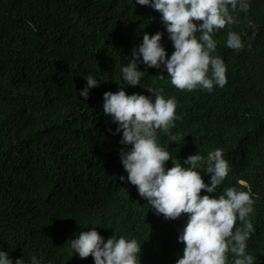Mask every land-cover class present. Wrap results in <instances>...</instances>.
<instances>
[{
	"label": "trees",
	"instance_id": "obj_1",
	"mask_svg": "<svg viewBox=\"0 0 264 264\" xmlns=\"http://www.w3.org/2000/svg\"><path fill=\"white\" fill-rule=\"evenodd\" d=\"M249 5L214 33L213 55L227 66L223 87L179 89L166 70L141 63L142 87L126 92L162 88L176 98L182 119L172 132L182 139L158 130L173 158L167 167L223 149L230 172L212 195L231 186L255 194L248 251L264 264V0ZM160 16L136 0H0V248L13 261L31 264L35 255L40 264H95L70 241L93 227L105 239H137L141 264H175L183 255L178 235L188 214L157 215L137 186L119 179L128 175L120 149L130 146L120 143L122 131L114 134L117 124L103 109L104 93L122 86L121 69L144 32L163 31L169 56L174 51ZM229 31L239 33L242 49L227 45ZM87 74L101 83L85 100L79 90ZM197 170L208 182L210 174Z\"/></svg>",
	"mask_w": 264,
	"mask_h": 264
},
{
	"label": "clouds",
	"instance_id": "obj_2",
	"mask_svg": "<svg viewBox=\"0 0 264 264\" xmlns=\"http://www.w3.org/2000/svg\"><path fill=\"white\" fill-rule=\"evenodd\" d=\"M136 3L161 13L174 51L169 56L162 43L163 31L144 32L142 42L132 49L131 61L121 69L122 82L118 84L122 86L116 92L104 93V113L111 115L117 124L114 134L122 131L120 143L130 146L120 149L128 175L119 179L137 186L140 196L157 215L176 219L188 214L178 235V241L184 244L183 255L175 264H255L257 257L248 251V240L256 231L252 218L255 194L231 186L224 194L212 195L230 172L223 149L215 148L207 156L199 152L190 154L183 163L173 162L172 167H167L166 162L173 158L169 148L158 142V130L170 135L173 141L182 139L172 132L176 121L182 119L176 112V98H166L162 88H148L151 95L126 92L129 85L142 87L147 70L139 68L141 63L147 68L166 70L171 83L179 89L211 92L216 85L223 87L227 82V66L221 56L213 55L217 48L214 33L236 23L233 10L237 7L246 10L249 0H136ZM226 43L237 50L244 47L235 31L228 32ZM159 76L165 77L163 71ZM85 79L87 83L79 95L87 100L90 89L101 81L92 74ZM198 168L210 174L208 182ZM237 220L241 222L238 225ZM70 241L75 253L81 258L91 254L95 264H141L142 246L135 238L123 235L117 238L114 234L105 239L93 227ZM229 253L233 254L231 261ZM0 264L27 262L24 257L13 261L9 252L0 248ZM31 264H40V260L33 255Z\"/></svg>",
	"mask_w": 264,
	"mask_h": 264
}]
</instances>
